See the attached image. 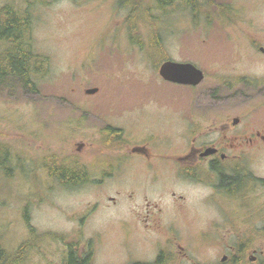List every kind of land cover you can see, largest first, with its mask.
<instances>
[{"label": "rangeland", "instance_id": "374dc122", "mask_svg": "<svg viewBox=\"0 0 264 264\" xmlns=\"http://www.w3.org/2000/svg\"><path fill=\"white\" fill-rule=\"evenodd\" d=\"M8 1L19 4L23 0H0V6ZM43 1L47 5L34 7L32 44L38 54L49 58L48 73L36 81L34 89L23 87L17 80L0 81V142L13 156L9 177L0 174V235L6 247L16 249L28 239L27 228L31 227L49 237L28 264H61L67 244H73L79 252L88 245L90 264L147 263L153 256L154 241H163L165 236L166 255L174 258L170 264L207 263L219 258L223 249L206 246L198 239L199 228H209L217 220L213 213L217 204L204 201L209 190L202 185L184 183L171 172L151 182L136 165L119 172L120 179L78 188L63 187L46 178L41 167L43 156L51 154L57 160L74 163L85 162L88 157L84 151L88 143L98 140L94 130L99 122L92 121L98 126L88 123L87 127H70L80 124L78 115L85 112L113 120L120 117L127 122L136 118V126L150 131L146 141L152 146L166 145V154H183L187 146L180 123L184 88L163 81L154 68L152 51L131 44L128 14L120 8L119 0ZM215 3L234 9L229 17L232 21L215 20L205 25L201 20L194 27L190 17L181 11L162 20V43L169 60L192 62L210 75L222 55L243 54L248 49L242 40L245 34L256 35L264 24V0ZM139 27L147 44L146 27ZM260 69L250 66L252 71ZM212 85L214 82L207 81L198 93L206 95ZM89 89L98 91L86 95ZM242 108L238 106L236 111ZM251 117L258 124L259 116ZM125 129L133 130L127 126ZM210 133L203 128L197 136L210 141ZM81 142L87 147L77 152L76 144ZM90 169L100 176V167L92 164ZM250 171L264 179V150L253 155ZM257 187L252 191L253 198L239 202L241 209L227 206L226 217L235 219V241L248 229L243 226L246 220L253 222V230L264 228V216H257L259 209L264 211V188ZM171 193L185 197L181 216L166 205V233L160 227L144 228L146 223L140 220L145 214L143 195L157 200ZM128 196L135 201L124 200ZM108 197L118 202H109ZM224 202L231 204L229 199ZM248 210L251 215L241 217ZM259 220H263L261 225ZM218 222L227 224L221 211ZM217 231L220 236L226 235V228ZM52 236L62 239L54 240ZM175 242L182 249L170 247ZM250 255L247 251L246 261Z\"/></svg>", "mask_w": 264, "mask_h": 264}, {"label": "flooded vegetation", "instance_id": "af4514ba", "mask_svg": "<svg viewBox=\"0 0 264 264\" xmlns=\"http://www.w3.org/2000/svg\"><path fill=\"white\" fill-rule=\"evenodd\" d=\"M240 30L243 29L240 28ZM244 37L242 41H245L248 49L243 54L222 55L210 75L203 70L204 67L197 66L192 62H182L194 65L203 75V80L196 86L179 85L184 88L185 92L181 98L182 112L180 114V123L183 131L186 132L184 141L187 148L185 153L166 154V145H150L146 141L149 137V129L136 126L138 122L136 118L127 122L120 117H117L118 120H113V118H102L103 114L85 112L80 114L81 116L78 115L77 122L80 124L73 123L70 127L72 129L73 127L80 128L83 125L87 127L88 123L91 126H98L92 121L99 122L98 129L94 130L97 132L98 140L88 143V147L84 142L76 144L77 152H81L87 147L84 152L88 153V157L85 158V162L74 163L57 160L51 154L45 155L42 157L41 167L45 171L46 178L49 177L60 184L63 177L60 178L58 174L52 175V172L49 171L53 167L60 168L61 166L72 172L76 169L82 172L86 175L87 183L120 179L119 172L134 169L135 165L151 182L159 181L160 178L171 172L184 183L204 186L209 190L204 201L207 203L214 201L213 203L217 204L213 211L214 214L216 213L217 220L213 225L208 226L209 228H199L198 239L206 246H216L224 251L217 259L195 264H264V228L253 230V222H248L245 218L246 224L243 226L248 229L244 231L240 240L235 241L233 224L235 219L230 220L226 217L229 210L227 206L235 210L231 205H236V209H241L239 202L253 198L255 196L252 194L254 188L257 186H259L257 187L259 190L264 188V179L255 177L250 171L253 155L264 150V24L259 27L256 35L245 34ZM251 64L257 65L261 69L252 71L250 70ZM245 65L247 66L245 67ZM207 81L212 84L214 82V86L207 88L206 95L203 92L198 93L200 87ZM250 105H254V107L251 108ZM238 106H243V108L236 111ZM253 115L259 116L258 124L254 123V117H251ZM125 116L126 114H123V117ZM130 117L126 116V118ZM125 126L133 130L127 131ZM203 128L211 131L210 135L213 137L210 141L204 142L198 138L197 133L202 132ZM133 133L135 134L128 138ZM207 149L215 150V153L201 156ZM50 155L53 158L50 159L54 163L46 167L44 161ZM92 164L100 167V176L99 173L91 171L90 165ZM219 165L225 166L227 172L236 171L241 174V178H239L241 186L237 191H234L236 194L225 192L221 186L223 178L217 174ZM230 178L229 183H233L234 179L231 175ZM141 199L145 202L143 209L145 214L143 219L140 218L146 223L144 228L160 227L165 233L166 224H163V221L166 223V205L172 206L177 215L181 216V205L185 201L184 196H177L174 193L163 195V197L160 195L157 200H151L146 195H143ZM228 199L231 202L230 205L224 202ZM107 200L114 204L118 202L114 197H108ZM124 200L130 203L135 201L130 196ZM213 203L210 204L214 206ZM242 205V209H244L245 205ZM257 205L258 200L254 208ZM254 208L252 211L256 212ZM220 211L222 216H225L226 225L222 223L219 225ZM248 213L251 215V210L244 212L241 217L249 216ZM257 216L263 217L264 211L259 209ZM259 221L261 225L263 220ZM219 228H226V235L220 236L217 231ZM174 245L182 249L181 245L176 242L170 247H174ZM240 250H243L242 254H239ZM247 251H250L251 255L246 261ZM171 257L172 254L166 255L165 236L163 241H154L153 256L147 263L137 262L135 264H170L174 260Z\"/></svg>", "mask_w": 264, "mask_h": 264}, {"label": "trees", "instance_id": "16d2710c", "mask_svg": "<svg viewBox=\"0 0 264 264\" xmlns=\"http://www.w3.org/2000/svg\"><path fill=\"white\" fill-rule=\"evenodd\" d=\"M117 3L128 14L126 23L131 44L138 46L141 50L148 48L152 51L153 56H151L154 57L155 69L169 60L161 37L160 29L163 19L181 11L186 13L190 17L191 24L197 27L201 20L205 25H210L215 20L232 21V18L229 19V17L235 13L230 5H216L215 0H149L148 2L145 0H119ZM36 5L45 6L47 4L43 0H23L19 4L8 1L0 6V81L17 80L23 87L30 89H34L36 81L48 73L50 65L47 56L38 54L33 49V11ZM139 25L146 27L147 44L144 42V36L140 33ZM0 155L2 156L0 174L4 178H8L13 156L9 148L1 142ZM51 157L50 155L46 158L44 166L48 167L54 163ZM49 172H52V175L58 174L60 178L63 177L60 182L63 187L78 188L88 184L86 175L77 169L72 172L61 166L60 168L53 167ZM217 174L223 178L221 186L225 192L234 194V191H237L241 186L240 173L227 172L225 166L219 165ZM230 175L234 179L233 183H229ZM27 229L28 239L21 242L14 250L6 247L0 235V264H28L32 255L37 253L40 246L49 237L47 234H38L31 227ZM52 238L54 240L62 239L59 236L56 238L52 236ZM242 251L240 250L239 254H242ZM90 261L91 255L88 247L83 252H79L73 244L65 246L61 264H90Z\"/></svg>", "mask_w": 264, "mask_h": 264}, {"label": "water", "instance_id": "95a60500", "mask_svg": "<svg viewBox=\"0 0 264 264\" xmlns=\"http://www.w3.org/2000/svg\"><path fill=\"white\" fill-rule=\"evenodd\" d=\"M160 78L168 83L184 86H196L203 80L202 72L190 63H178L174 61H165L158 68ZM97 89L85 91L86 95H94ZM215 153V150L207 149L201 156H209Z\"/></svg>", "mask_w": 264, "mask_h": 264}]
</instances>
